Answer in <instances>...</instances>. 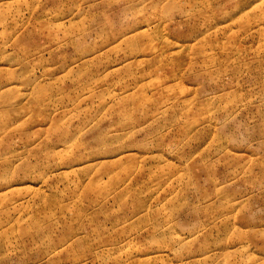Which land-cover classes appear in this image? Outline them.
I'll return each instance as SVG.
<instances>
[{"label": "rangeland", "instance_id": "1", "mask_svg": "<svg viewBox=\"0 0 264 264\" xmlns=\"http://www.w3.org/2000/svg\"><path fill=\"white\" fill-rule=\"evenodd\" d=\"M0 264H264V0H0Z\"/></svg>", "mask_w": 264, "mask_h": 264}]
</instances>
